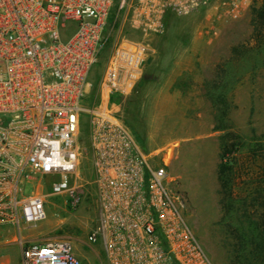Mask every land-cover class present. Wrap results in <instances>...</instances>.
<instances>
[{"label": "built area", "instance_id": "2783aa9c", "mask_svg": "<svg viewBox=\"0 0 264 264\" xmlns=\"http://www.w3.org/2000/svg\"><path fill=\"white\" fill-rule=\"evenodd\" d=\"M114 1L0 0V225L19 229L46 218L40 180L51 179L52 192H67L76 204L86 157L97 201L86 240L98 245L96 264H214L185 219L166 163L152 161L157 153L140 148L108 102L142 76L144 47L116 46L100 80V102H86ZM155 1L138 0L133 15L161 17L156 10L170 2ZM209 1L173 4L194 8ZM253 2L215 0L212 6L220 17L237 18ZM32 182L34 193L24 195L20 185ZM17 264L94 263L81 260L70 239L58 238L23 246Z\"/></svg>", "mask_w": 264, "mask_h": 264}, {"label": "rangeland", "instance_id": "374dc122", "mask_svg": "<svg viewBox=\"0 0 264 264\" xmlns=\"http://www.w3.org/2000/svg\"><path fill=\"white\" fill-rule=\"evenodd\" d=\"M214 1L203 6L213 8L212 14L172 2L165 7L172 17L164 19L165 12L161 17L138 18L133 15L138 0H115L104 48L89 73L86 102H100V80L116 46L130 42L144 47L142 76L130 91L110 94L109 105L137 137L140 148L157 153L152 161L166 163L185 219L214 264H234L239 227L260 214L264 218V40L258 43L254 38L252 12L264 0H254L237 18L218 16ZM226 133L239 141L232 156L237 174L231 212L222 202L217 178L220 142ZM248 148H263L261 156ZM92 179L88 158L83 157L76 204L67 192L53 193L51 179L40 180L46 218L33 231L47 230L49 240L70 239L81 260L96 264L93 247L98 245L86 240L97 218ZM20 186L24 195L35 191V182Z\"/></svg>", "mask_w": 264, "mask_h": 264}, {"label": "trees", "instance_id": "16d2710c", "mask_svg": "<svg viewBox=\"0 0 264 264\" xmlns=\"http://www.w3.org/2000/svg\"><path fill=\"white\" fill-rule=\"evenodd\" d=\"M252 12L255 27L254 38L259 43L264 40V3L258 7V9H253ZM170 17H172V12L166 11L164 13V19H169ZM261 137L264 138V133ZM237 138V136H233L231 133H226L221 137L220 161L217 166V178L223 195L222 202L227 203L226 209L228 212H231L234 207L231 194L233 180L237 173L235 172V161L232 156L236 154V149L239 150V141H237ZM136 140L138 141L137 137ZM262 149L263 148H248V152L252 153V155L256 154V156H261L260 153ZM245 214H247L246 211H244V215ZM239 229V243L236 244L235 250L237 261L234 264H252V262L258 261L264 262L263 215L260 214L256 220H248V225L246 227H239Z\"/></svg>", "mask_w": 264, "mask_h": 264}, {"label": "crops", "instance_id": "0c3cea01", "mask_svg": "<svg viewBox=\"0 0 264 264\" xmlns=\"http://www.w3.org/2000/svg\"><path fill=\"white\" fill-rule=\"evenodd\" d=\"M156 4L162 3L161 0L155 1ZM174 4L181 3L182 5L188 3V0H168ZM192 11H199L200 13L212 14L213 8L194 7ZM165 7L160 6L156 12L158 14L165 12ZM146 11V10H145ZM185 13L189 12L184 10ZM215 12V11H214ZM213 12V13H214ZM244 13V12H243ZM35 226H29L25 223H21L19 229L12 224L0 225V262H8L10 264L18 263L21 257V251L23 246L33 242H45L48 241V231H33ZM19 232V233H18ZM15 246L18 249H14ZM17 259V260H16Z\"/></svg>", "mask_w": 264, "mask_h": 264}]
</instances>
